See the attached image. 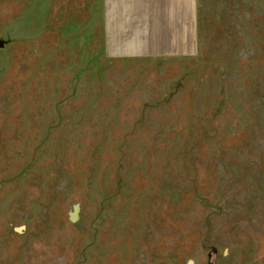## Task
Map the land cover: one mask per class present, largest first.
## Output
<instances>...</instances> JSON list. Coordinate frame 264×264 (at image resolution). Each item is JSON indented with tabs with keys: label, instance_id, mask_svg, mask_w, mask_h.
Returning <instances> with one entry per match:
<instances>
[{
	"label": "rangeland",
	"instance_id": "obj_1",
	"mask_svg": "<svg viewBox=\"0 0 264 264\" xmlns=\"http://www.w3.org/2000/svg\"><path fill=\"white\" fill-rule=\"evenodd\" d=\"M13 3L0 264H264V0Z\"/></svg>",
	"mask_w": 264,
	"mask_h": 264
},
{
	"label": "crops",
	"instance_id": "obj_2",
	"mask_svg": "<svg viewBox=\"0 0 264 264\" xmlns=\"http://www.w3.org/2000/svg\"><path fill=\"white\" fill-rule=\"evenodd\" d=\"M14 0H0V7L9 8L14 6ZM7 12V11H6Z\"/></svg>",
	"mask_w": 264,
	"mask_h": 264
}]
</instances>
